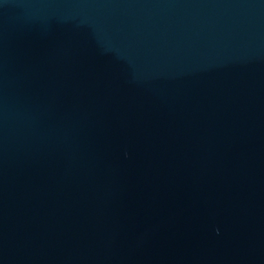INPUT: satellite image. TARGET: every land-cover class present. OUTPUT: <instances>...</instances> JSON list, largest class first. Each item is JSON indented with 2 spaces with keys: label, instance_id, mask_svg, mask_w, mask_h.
<instances>
[{
  "label": "water",
  "instance_id": "95a60500",
  "mask_svg": "<svg viewBox=\"0 0 264 264\" xmlns=\"http://www.w3.org/2000/svg\"><path fill=\"white\" fill-rule=\"evenodd\" d=\"M0 264H264V0H0Z\"/></svg>",
  "mask_w": 264,
  "mask_h": 264
}]
</instances>
